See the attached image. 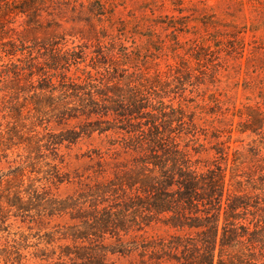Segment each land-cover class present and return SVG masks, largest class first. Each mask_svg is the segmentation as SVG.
I'll use <instances>...</instances> for the list:
<instances>
[{"label":"rangeland","instance_id":"obj_1","mask_svg":"<svg viewBox=\"0 0 264 264\" xmlns=\"http://www.w3.org/2000/svg\"><path fill=\"white\" fill-rule=\"evenodd\" d=\"M62 7L50 8L52 16L44 13V21L53 19L59 42L84 53L85 71L70 63L54 73L56 85H80L90 92L87 82L100 87L107 82L140 90L141 110L150 113L134 121L144 132L138 134L128 132L126 121L138 112L81 115L87 109L73 100L75 108L70 106L78 111L69 114L78 118L53 117L55 127L81 136L62 144L58 153L45 149L41 160L49 163L32 176L43 183L39 191L67 199L69 209L53 217L32 212L0 220V264H52L75 245L111 264H159L156 257L165 255L157 242L174 230L162 223L163 214L141 208L147 194L127 182L149 154L162 153L141 141L147 119L160 128L167 150L187 151L199 169L222 165L228 176L235 172L249 180L258 188L251 193L264 198V0H73ZM35 55V64L44 66L45 56ZM6 98L16 103L12 90ZM5 118L0 113V138L8 130ZM24 160L22 150H15L0 157V170L7 173L10 161ZM101 219L111 222L106 233L84 242L71 235L92 226L94 233Z\"/></svg>","mask_w":264,"mask_h":264},{"label":"trees","instance_id":"obj_2","mask_svg":"<svg viewBox=\"0 0 264 264\" xmlns=\"http://www.w3.org/2000/svg\"><path fill=\"white\" fill-rule=\"evenodd\" d=\"M70 1L73 0H0V113L6 116L8 124L6 134L0 138V157L8 158L20 149L25 155L22 163L10 161L7 173L0 170L2 223L11 217L24 218L32 212L53 217L68 211L67 199L39 191L44 187L40 185L43 183L32 174L48 165L49 162L41 160L45 149L54 148L57 152L62 144L73 143L81 136V131L57 128L52 121L54 116L60 118L67 114V120L78 118L69 114L78 111V108L74 109L73 100L80 101L79 105L87 109L81 115L104 112L102 116L114 113L127 117V113L134 116L138 112L131 120L126 119L128 132L132 134L143 132L134 121L140 122L141 117H148L150 113L141 110L145 106L141 105L143 93L140 90L135 93L133 89H124L120 85L107 86V82H101V87L87 82L90 92H85L86 88L80 85L60 86L62 82L56 85L54 73L64 71L70 63L74 62L79 65L78 69L85 71L80 68L84 53L70 51L67 44L59 42L56 34L59 25L53 19L44 21V13L52 16L50 8L63 10L62 6H69ZM103 15L98 14L99 18ZM43 50L48 53L45 55ZM35 53L45 56L44 66L39 67L32 60L37 59ZM86 72L92 74L90 70ZM35 81L38 86H32ZM7 83L12 85H5ZM10 90L15 93L16 103L7 102ZM128 90L131 91L129 94ZM68 93L66 97H60ZM106 101L114 105L110 107ZM56 123L60 126V122ZM146 123L148 133L141 141H146L149 151L159 153L162 150V153L149 154L145 161H141L137 177L127 182L147 194L141 208L163 214L162 223L174 230L169 238H160L157 242L165 255L156 257L160 260L157 262L264 264V198L259 193H251L258 188L246 183L249 180H240L235 172L228 176L222 165L206 169L192 165L187 151L176 146L167 150L160 128L151 119ZM52 167L59 171L56 164ZM110 223L109 219H101L94 233L92 226L82 232L73 230L71 235L84 242L91 234L106 233ZM64 251L52 264H111L84 246L75 245V251L67 246Z\"/></svg>","mask_w":264,"mask_h":264}]
</instances>
